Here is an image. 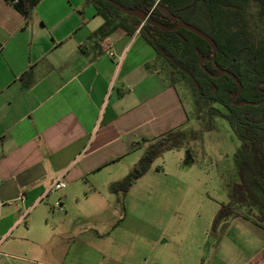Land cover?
Instances as JSON below:
<instances>
[{
    "label": "crops",
    "instance_id": "1",
    "mask_svg": "<svg viewBox=\"0 0 264 264\" xmlns=\"http://www.w3.org/2000/svg\"><path fill=\"white\" fill-rule=\"evenodd\" d=\"M102 24L86 0H42L29 17L0 0V264H200L195 250L161 247L168 240L127 206L138 183L117 215L112 185L145 148L134 145L188 120L175 88L149 69L150 45L135 46L139 32L117 30L100 53L88 42L82 54ZM237 222L206 264H264V230ZM42 237L61 239L47 249Z\"/></svg>",
    "mask_w": 264,
    "mask_h": 264
},
{
    "label": "trees",
    "instance_id": "2",
    "mask_svg": "<svg viewBox=\"0 0 264 264\" xmlns=\"http://www.w3.org/2000/svg\"><path fill=\"white\" fill-rule=\"evenodd\" d=\"M24 17H29L32 8L42 0H4ZM86 0L95 8L103 24L80 46L82 54L88 56L87 43H93V49L101 52V43L117 30L132 37L137 32L153 49L175 69H181L189 77L194 95L207 103L218 104L225 113L209 108L211 116L227 120L233 132L242 143L237 165H246L250 170L246 174L249 195L254 196L251 207L264 214V104L260 106H242L235 104L243 101L260 103L264 101V0ZM126 10H136L149 14L153 20L162 22V13L158 6L165 7L173 15L204 32L217 45L216 56L210 45L190 31H162L149 24H143L131 14L121 12L116 5ZM257 8L255 19L248 9ZM204 58V68L212 75H219L218 68L233 73L242 85L241 95L232 103V96L238 93L236 83L228 76L210 77L200 66ZM25 77V76H24ZM27 86L30 81H27ZM183 133L169 131L152 140L143 139L135 148L145 146L144 154L134 165L124 180L112 185L116 193L126 194L134 184L145 176L156 158L166 150L178 146ZM239 170H241L239 168ZM246 195V194H245ZM250 207V206H249ZM228 207L222 206L215 219L216 224L231 217ZM247 214V212H246ZM244 220L252 221L249 215ZM231 219V220H232ZM228 220V219H227ZM229 221V220H228ZM226 225V224H225ZM264 230V227H263Z\"/></svg>",
    "mask_w": 264,
    "mask_h": 264
},
{
    "label": "rangeland",
    "instance_id": "3",
    "mask_svg": "<svg viewBox=\"0 0 264 264\" xmlns=\"http://www.w3.org/2000/svg\"><path fill=\"white\" fill-rule=\"evenodd\" d=\"M257 11L253 7L248 9L253 20ZM134 40L135 46L139 41L146 42L142 36ZM135 46L130 54H135ZM149 49L153 57L148 62L149 69L158 72L163 82L175 88L188 121L174 129L183 133L178 146L164 151L154 160L148 173L136 182L138 186L129 196L127 206L144 213L151 231H160L163 240H168L161 247L172 249L171 254L195 250L200 264H206L217 244V236L227 230L225 223L233 218L229 216L228 220L216 224L222 206L233 212L231 216L239 214L234 228L241 232L263 230L264 214L260 215L251 207L254 196L249 195L245 180L250 169L246 165H237L242 143L226 119L209 113L210 107L222 113H225L224 108L197 98L189 77L157 54L153 47ZM143 154L144 150L137 154L136 163ZM130 166L126 169L127 175L133 169ZM124 196L118 192V201H113L118 216L124 213ZM246 212L252 221H244L241 217L247 215ZM162 217L164 221L160 224L157 218ZM59 239L53 242L42 237L37 241L42 244L41 248L49 249L52 245L57 246ZM31 256L46 261L56 257L39 252Z\"/></svg>",
    "mask_w": 264,
    "mask_h": 264
},
{
    "label": "water",
    "instance_id": "4",
    "mask_svg": "<svg viewBox=\"0 0 264 264\" xmlns=\"http://www.w3.org/2000/svg\"><path fill=\"white\" fill-rule=\"evenodd\" d=\"M108 2L114 4L113 2L107 0ZM116 5V4H115ZM117 8L125 13V14H131L132 16L138 18L140 21L143 22V24H149L153 27H157L159 29H161L162 31H167V32H176L180 29H185L187 31H190L192 32L193 34L197 35L198 37L202 38L203 40H205L209 45L210 47L212 48V51H213V56H212V59L215 58L216 56V51H217V45L216 43L213 41L212 38H210L208 35H206L204 32L200 31L199 29L183 22V21H179L178 25L174 28H170V27H167L165 26L164 24H161L155 20L152 19V17L149 15V14H146L144 12H140V11H136V10H126L125 8L119 6V5H116ZM158 9L160 10V12L162 14H164L166 17L170 18L173 22H176L178 21V18L177 17H174L171 12L169 10H167L165 7H162V6H158ZM205 59L204 58H201L200 60V66L203 68V70L212 78H220L222 76H228L230 77L237 85L238 87V93L236 95H233L232 96V103L235 104V101L236 99L241 95V92H242V85L240 83V81L238 80V78L231 72L227 71V70H223V69H220L218 68V71H219V75H212L210 74L205 68H204V63H205ZM261 86H264V81L262 83H260V85L258 86V89H260ZM264 104V101L260 102V103H250V102H246V101H243L241 103H238V104H235L236 106L238 107H242V106H260Z\"/></svg>",
    "mask_w": 264,
    "mask_h": 264
},
{
    "label": "flooded vegetation",
    "instance_id": "5",
    "mask_svg": "<svg viewBox=\"0 0 264 264\" xmlns=\"http://www.w3.org/2000/svg\"><path fill=\"white\" fill-rule=\"evenodd\" d=\"M172 14V13H171ZM173 15V14H172ZM174 17H177L178 18V21L176 22H173L170 18L166 17L164 14H162L161 16V20L162 22H165V23H168L171 27L170 28H174L178 25L179 21H183L181 19V17L179 16H176V15H173ZM184 22V21H183ZM181 30V29H180ZM179 31V30H178ZM177 32V31H176Z\"/></svg>",
    "mask_w": 264,
    "mask_h": 264
},
{
    "label": "built area",
    "instance_id": "6",
    "mask_svg": "<svg viewBox=\"0 0 264 264\" xmlns=\"http://www.w3.org/2000/svg\"><path fill=\"white\" fill-rule=\"evenodd\" d=\"M65 186H66V185H65L63 182H61V181L58 180L56 183H54L53 188H54L55 190H60V189H62V188H65ZM19 200H21V201L24 200L23 195H20ZM9 204H12V203L10 202Z\"/></svg>",
    "mask_w": 264,
    "mask_h": 264
}]
</instances>
